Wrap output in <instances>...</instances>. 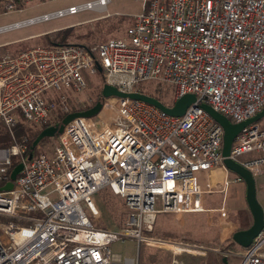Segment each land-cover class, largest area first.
<instances>
[{
  "label": "built area",
  "instance_id": "2783aa9c",
  "mask_svg": "<svg viewBox=\"0 0 264 264\" xmlns=\"http://www.w3.org/2000/svg\"><path fill=\"white\" fill-rule=\"evenodd\" d=\"M19 1L28 0H7V9ZM86 8L91 1L28 21ZM98 72L123 91H139L138 83L157 79L175 85L176 100L187 93L197 99L183 115H173L142 99L104 96L101 109L115 107L109 122L98 127L93 117H75L52 153L23 158L13 188L0 189V264H136L113 243L131 238L137 246L163 244L152 233L160 212L226 216L231 183H245L235 172L219 181L211 177L218 167L231 170L222 152L224 127L201 104L235 123L264 108V0H146L123 36L94 45L0 51V122L13 130L21 118L37 124L57 120V98L64 113L72 112L62 90L81 91L87 74ZM50 89L59 96L48 95ZM26 150L25 143L7 149L0 163L4 184L11 155ZM229 156L255 176L263 173L264 126L246 125ZM105 187L127 207L117 229L91 219L100 214L95 196ZM216 193L223 202L212 206ZM243 247L241 264H264V230Z\"/></svg>",
  "mask_w": 264,
  "mask_h": 264
},
{
  "label": "rangeland",
  "instance_id": "374dc122",
  "mask_svg": "<svg viewBox=\"0 0 264 264\" xmlns=\"http://www.w3.org/2000/svg\"><path fill=\"white\" fill-rule=\"evenodd\" d=\"M95 0H28L22 8L13 10L6 7L7 0H0V27L20 22L19 26L0 31V51L17 52L32 45L47 44L49 38L60 40L61 30L72 26L67 41L89 45L97 44L112 37L123 36L127 28L133 23L134 15L144 8L146 0H109L102 8L81 9L77 13L63 16H52L45 20L29 22L30 18L66 8L73 4H80ZM88 84L81 91L65 89L72 97V107L83 108L95 105L97 101H104L102 89L104 85L101 72L87 74ZM145 90H149L166 105L172 106L175 99V85L157 79L143 82ZM60 91L48 90L47 94L57 98ZM112 106V105H111ZM106 105L93 117L98 121V127L109 122L115 107ZM264 126V117L258 120ZM37 127V126H36ZM35 127V128H36ZM34 128V129H35ZM7 126L0 122L1 133L7 134ZM57 142L53 137L38 146L37 153H52ZM0 163L6 160L9 147H1ZM257 177V176H256ZM259 178H262L260 176ZM258 182L263 186L257 187L258 198L264 208V179ZM227 203V215L221 216L219 211H191L185 213L160 212L155 225V234L164 241L161 245L137 242L131 238L117 240L112 248L124 257L133 256L136 264H224L223 257L228 258L229 264H241V252L244 247L233 239V233L238 229L249 227L253 223V214L246 199V189ZM232 191L230 200H232ZM223 202L222 194L216 193L211 201L212 206H219ZM95 203L99 215H91L96 226L117 229L121 227L127 217V207L123 198L115 194L109 187L101 189L95 196ZM4 220L0 215V221ZM164 232L173 235L165 236ZM178 244L181 249L172 247ZM233 251L236 254H233Z\"/></svg>",
  "mask_w": 264,
  "mask_h": 264
},
{
  "label": "water",
  "instance_id": "95a60500",
  "mask_svg": "<svg viewBox=\"0 0 264 264\" xmlns=\"http://www.w3.org/2000/svg\"><path fill=\"white\" fill-rule=\"evenodd\" d=\"M22 24V23H19ZM19 24H13L10 26L0 27V31L11 28L13 26H19ZM100 71H102V66L98 65ZM102 94L105 97L116 95V96H129L131 98L142 99L148 101L152 104L157 105L161 109L167 111L173 115H183L187 108L196 102V95L194 93H187L181 96L175 101L172 106L166 105L158 97L144 93L142 91H123L120 90L116 85L105 82L102 89ZM219 123L224 127V137H223V155L225 156L224 162L226 166L232 171L243 177L246 184V199L250 210L253 214V223L244 229H238L233 233V239L242 246H249L254 239L263 231L264 229V208L258 198L257 194V183L253 172L243 166L241 163L232 159L229 155L231 153L233 142L238 135V133L249 123L260 120L264 117V108L258 112L256 115L250 117L249 119L242 122H232L226 115L215 110L210 104H201ZM102 107V101L99 100L95 105L83 109L69 112L64 116L61 122L56 124H51L46 126L41 130L36 139L33 141L32 149L38 145L40 140L45 136H55L56 133H62L64 131L65 125L75 117H92L96 115ZM33 154L30 153L29 159L32 158ZM23 167V162L19 163L11 173L10 180L6 182L0 189L9 190L14 186V180L17 178L18 173ZM224 264H229L228 258L223 257Z\"/></svg>",
  "mask_w": 264,
  "mask_h": 264
},
{
  "label": "trees",
  "instance_id": "16d2710c",
  "mask_svg": "<svg viewBox=\"0 0 264 264\" xmlns=\"http://www.w3.org/2000/svg\"><path fill=\"white\" fill-rule=\"evenodd\" d=\"M23 1H19L18 2V8H22L23 5ZM72 26L65 28L63 30H61L60 34V40H55L54 38H49V42L47 44H51V43H69V41H67V38L69 36V34L72 31ZM143 82H140L137 84L136 89L139 91H142L144 93L150 94L155 96L152 92H150L149 90H145L143 87ZM157 97V96H156ZM72 101V97L69 95L68 96V103L70 105ZM56 103H57V107H56V113H57V120H50L47 123H43V124H37L31 121L26 120L25 118H21L16 125L13 127V130H10L9 128V132L7 134L1 133L0 131V142L2 143L1 147H12L15 144L18 143H25L27 145V150L25 152V154L21 155V154H13L11 155V165L8 169V177H11V173L14 170V168L21 162H23V158L24 159H29V155L30 153L33 154V156H35L37 154L38 151V146H40L43 143H46L47 141H49L50 139H52L53 137H58V135L60 133H56L55 136H45L43 137L40 142L38 143V145H36L33 149H32V144L33 141L36 139V137L38 136V134L41 132V130L43 128H45L46 126H49L51 124H56L61 122V120L64 118V116L67 113H64L61 108V102L60 99L57 98L56 99ZM93 105H89V106H85L83 108H77V107H71V111H77V110H83V109H87L89 107H91ZM4 125V124H3ZM6 126V125H5ZM37 126V127H36ZM36 127V128H35ZM35 128V129H34ZM19 175V173H18ZM17 175V176H18ZM5 183V180H0V187H2ZM153 234H155V231L152 232ZM163 235L165 236H171L173 235L172 232H164Z\"/></svg>",
  "mask_w": 264,
  "mask_h": 264
},
{
  "label": "crops",
  "instance_id": "0c3cea01",
  "mask_svg": "<svg viewBox=\"0 0 264 264\" xmlns=\"http://www.w3.org/2000/svg\"><path fill=\"white\" fill-rule=\"evenodd\" d=\"M234 175H235V173L234 172H231V171H229V172H227V171H225L223 168H221V167H218V168H216L215 170H213L212 172H211V177L215 180V181H219V180H223L226 176H228V177H230V178H233L234 177ZM257 176V177H256ZM255 176V178H256V183H257V187L259 186V185H261V186H263V183H259L258 182V179H259V181L261 180V179H264V172L263 173H260V174H258V175H256ZM260 176H262V178H259ZM245 189H246V184L245 183H241V182H232L231 183V185H230V192L232 191V194L234 195V196H232V200H230V193H229V195H228V198H227V203L228 202H233V198L235 197V196H237V194L236 193H238L239 192V195H240V193L241 192H243V190L245 191ZM222 198H223V195H222ZM264 230V229H263ZM178 248V247H177ZM180 249V248H179Z\"/></svg>",
  "mask_w": 264,
  "mask_h": 264
},
{
  "label": "bare ground",
  "instance_id": "6f19581e",
  "mask_svg": "<svg viewBox=\"0 0 264 264\" xmlns=\"http://www.w3.org/2000/svg\"><path fill=\"white\" fill-rule=\"evenodd\" d=\"M101 1H99V0H95V1H91V8H97V9H99V8H102L105 4H102V3H100ZM106 6V5H105ZM56 16V15H55ZM3 27V26H2ZM171 245V244H170ZM173 248L174 247H178V248H180L181 249V246L180 245H176V244H172L171 245Z\"/></svg>",
  "mask_w": 264,
  "mask_h": 264
}]
</instances>
